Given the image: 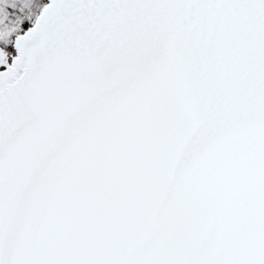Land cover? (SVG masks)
<instances>
[{
    "label": "snow or ice",
    "instance_id": "1",
    "mask_svg": "<svg viewBox=\"0 0 264 264\" xmlns=\"http://www.w3.org/2000/svg\"><path fill=\"white\" fill-rule=\"evenodd\" d=\"M0 264H264V0H0Z\"/></svg>",
    "mask_w": 264,
    "mask_h": 264
}]
</instances>
